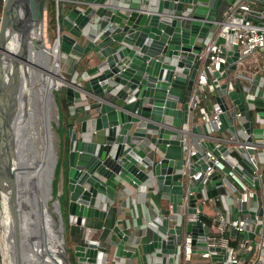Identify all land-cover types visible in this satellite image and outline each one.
Wrapping results in <instances>:
<instances>
[{"label":"water","instance_id":"obj_1","mask_svg":"<svg viewBox=\"0 0 264 264\" xmlns=\"http://www.w3.org/2000/svg\"><path fill=\"white\" fill-rule=\"evenodd\" d=\"M70 1L73 5L57 20V34L47 47L55 48L62 57L75 58L91 50L97 62L92 71L81 76L86 78L87 86L66 77L61 83L65 86V98L75 106L79 103L82 112L67 126L66 165L61 183L66 203L61 207L59 198L55 200L58 220L63 221V209L68 224L83 230L88 219L103 220L105 205L115 200V184L119 183L135 190L153 189L165 194L174 208L160 207L148 214L144 233L137 241L113 222L110 229L116 240L109 242L113 245V256L133 258L136 250L149 258L169 255L183 231L190 233L192 245H205L201 188L208 193L221 186L222 172L201 181L193 180L190 174L205 167V149L218 155L227 143L242 139L237 122L245 133V141H250L253 134L264 133V125L253 123L256 115L264 117V61L262 72L255 78L256 94L254 89L245 92L236 88L228 80L227 70L236 68L238 50L234 45L232 49L225 48L221 44L224 38L219 34L215 43L219 44L220 55L225 57L226 68L220 74L213 72L218 79L214 100L221 108L217 130L227 132L228 138L214 147L218 136L208 134L199 123L191 124L187 130L180 128L187 116L184 92L191 89L199 64L195 54L231 0ZM45 11L40 0H2L0 11V242L2 247L1 235L5 214H8L13 264H26L23 245L27 244L31 251V244L39 240L38 232L33 231L27 219L18 157L21 129L14 130L13 123L18 113V99L23 97V104L27 101L21 92L20 71L23 72L29 61L28 49L46 45L40 36L33 34L36 30L47 34ZM60 24L65 29L61 32ZM81 35L86 37V44L77 40ZM13 40L15 49L9 47ZM255 102L263 105L251 117ZM232 109L239 112L241 121L232 120L229 114ZM201 111L208 118V113ZM209 126L211 130L215 128L211 122ZM186 142L195 151L190 154L191 162L183 174L182 145ZM247 152L252 149L248 148ZM232 169L238 176L244 174L246 183L259 188L258 180H252L249 162L244 161L242 168ZM222 170L225 172L227 168ZM51 180L50 176V189ZM261 189L264 191V184ZM185 194L188 218L179 223ZM230 209L233 217V205ZM240 212L248 213L251 218L254 215V211L244 207ZM257 213L261 214V208ZM229 231L237 238L252 239L253 236L252 230H238L234 226ZM61 237L62 264H69L62 230ZM128 241L134 242L130 248L125 244ZM101 247L108 246L88 237L84 231L82 243L73 250L76 264H102L106 252ZM208 248L223 251L218 246ZM225 257V252L210 255L220 264H232Z\"/></svg>","mask_w":264,"mask_h":264},{"label":"built area","instance_id":"obj_2","mask_svg":"<svg viewBox=\"0 0 264 264\" xmlns=\"http://www.w3.org/2000/svg\"><path fill=\"white\" fill-rule=\"evenodd\" d=\"M57 20L56 11V27ZM218 34L223 36L224 41L221 44L225 48L232 49L234 45L238 50L236 68L232 70L231 75L227 70L228 80L238 89L245 92L254 89V94L257 93V86L254 85L250 89L246 83H235L234 81L242 77L236 70L239 64H244L247 57L258 50L263 51L264 56V2L258 0H231L220 21L213 26L207 37L202 40L201 47L195 54V57L199 58V64L186 98L187 116L186 120L180 124V128L183 130H187L193 123H199L210 135L217 130L219 124L218 113L221 112L219 104L215 100L212 101L210 111L207 112L208 118L205 117L203 111L199 110V107L203 99L209 98L210 95L215 93V84L218 79L213 72L218 71V74H220L226 68L225 57L220 55L219 44L215 43ZM221 64L223 65L221 66ZM82 75L86 76L87 71H83ZM70 107L74 112L75 104L70 105ZM196 118L199 119V122H195ZM231 118L236 122L242 120V116L236 109L231 112ZM209 122L215 126L213 130H211ZM253 123L264 125V117L256 115ZM238 134L242 139L230 141L226 144V149L219 152L218 155L205 149L207 157V160H204L205 167L196 169L190 174L193 180L201 181L202 179L208 180L215 172H222L221 186H219L222 187V191L215 195H209L204 187L201 188V200L208 201L216 206L214 211L208 215L210 222L206 224L203 221L202 223L205 245H192L190 233L183 231L174 251L169 255L161 256L160 264H165L168 260L172 264H220L219 261L210 258L211 254L218 252H225V260L232 264H264V191L261 189V184H264V133L253 134L250 141H245V133L241 127H238ZM227 138L218 136L214 141V147H217L221 141H225ZM248 148H251L252 152H247ZM194 151L195 147L192 144L186 142L182 145L183 174H186L185 166L191 162L190 154ZM233 151H236L238 156L233 155ZM244 161L251 164L252 180H258V189L243 180L244 174L238 176L233 171L234 166L244 167ZM225 167L227 171L223 172L222 169ZM224 182L231 184V188L227 185L224 186ZM235 189L237 190V196H235V200H232L230 192ZM257 190L260 191V194ZM227 198L237 204V216L234 215V209L233 217L231 216ZM218 200L221 204H217ZM187 204L188 198L185 194L180 205L179 223L188 218L185 214ZM242 207L254 211L253 217L251 218L248 213H241ZM259 208H261V214L257 213ZM182 215H184V218L181 220ZM231 226L238 230H252V239L235 237L229 231ZM232 238L236 239L235 243L231 242ZM209 246H218L223 248V251L209 249Z\"/></svg>","mask_w":264,"mask_h":264},{"label":"bare ground","instance_id":"obj_3","mask_svg":"<svg viewBox=\"0 0 264 264\" xmlns=\"http://www.w3.org/2000/svg\"><path fill=\"white\" fill-rule=\"evenodd\" d=\"M33 34L39 36V31L36 30ZM44 36L46 37L45 33ZM15 44L16 41L13 40L9 47L15 49ZM53 49L57 52L55 48ZM28 53L29 61L26 62L23 72L20 71L21 92L27 101L23 104V97L18 99V113L13 129H21L18 157L21 161L20 175L24 182V202L28 212L27 219L29 224H32L33 231L38 232L39 240L31 244V251L27 244L23 246L27 254L26 264H62L61 226L53 212V210L57 212L58 205L56 201L51 207L48 205L51 196L49 179L56 158L49 137L48 109L49 97L56 84H51V78L64 82V76L52 70V57L48 60L49 68L42 64L40 47L30 46ZM83 99L81 97V100ZM5 215L1 235L2 253L6 257L4 264H13L9 250L12 244L10 217L8 214Z\"/></svg>","mask_w":264,"mask_h":264},{"label":"crops","instance_id":"obj_4","mask_svg":"<svg viewBox=\"0 0 264 264\" xmlns=\"http://www.w3.org/2000/svg\"><path fill=\"white\" fill-rule=\"evenodd\" d=\"M227 7L222 10L221 15L224 13ZM262 53L263 51L261 50L255 51L251 56L246 58L244 64H239L237 66L236 71H238L242 75V77L236 79L237 81H234L235 83L244 82L249 85L250 89L254 87L256 75L261 71L260 68L264 61V56ZM75 59L76 58L72 60V64L75 62ZM96 62L97 58L95 59L89 56L88 59H86V66H83L81 68V71H92L93 66ZM229 73L231 75L232 70H229ZM188 94V91L184 92V100H186ZM213 100L214 99L211 98L203 99L200 104L199 110L201 111L203 109L204 111L209 112ZM180 105L181 102H178V106ZM229 112L231 117V111ZM195 122H199V119L196 118ZM211 134L216 136L228 137V133L225 131L220 132L219 130H216ZM61 176L59 181H61ZM230 182L232 183V181ZM225 185L231 188V184H229L228 182H224V186ZM115 187L117 188V196L115 200L105 205L106 215L103 220L97 218L88 219L86 230H83V228L80 226L69 224V230L67 229L66 237L70 242L72 249L74 250L75 248H79V244L82 243V233H84L85 231L88 237L97 238L99 239L100 244L108 246L101 247L106 252V256L103 257L102 264H160V261L162 259L161 256L163 255H155L152 256V258L150 256L149 258L148 255L145 257L144 255L139 254L140 250H136V256L133 258L125 256L116 258L115 256H113V245L109 242H113V240H116V237L111 231L110 226L113 222H117L126 233L130 234L132 237H135V240L137 241L139 236L144 233L143 228L146 225L148 214L151 215L160 207H169V209H171V207L174 208V206H171V204L168 203L165 194L159 193L153 189L135 190L128 185L122 186L119 183H116ZM230 196L232 197V200H235L234 198L235 196H237V190H232V192H230ZM227 201L229 207L233 205L234 215L237 216V204L231 202V199L228 198ZM217 204H221L219 200L217 201ZM213 205L214 204L205 201L202 207V213L210 215L216 208V206ZM183 218L184 215H182L181 220ZM125 244L128 248H130L131 246H133L134 242L128 241ZM165 264L172 263L168 260Z\"/></svg>","mask_w":264,"mask_h":264},{"label":"rangeland","instance_id":"obj_5","mask_svg":"<svg viewBox=\"0 0 264 264\" xmlns=\"http://www.w3.org/2000/svg\"><path fill=\"white\" fill-rule=\"evenodd\" d=\"M46 7L47 9V13H45V21H46V37L44 36V32L42 30L39 31V36L41 37V39L44 41L43 45L44 46H40V56H41V62L42 64L46 67L49 68V58L52 57V61H53V66H52V70L58 72L59 75L64 76L66 78H73V80H75L76 82H81V84L83 86H87V80L86 78H82L84 77L82 75V71L81 68L83 66H86V59H88L89 56H91L92 58L96 59V56L94 55L93 51H88L87 53L83 54L82 56L78 57L75 59V62L72 64V60L75 58V56H64L62 57L61 54L59 55L57 52H55L54 49H51V51L48 49V47H50L51 43L53 42V39L55 37V35L57 34V27L55 24V27L53 25V23H50V11H49V0H40V5L41 6ZM59 11L60 13H62V11L64 10V2L61 1L59 4ZM56 21V20H55ZM59 27V25H58ZM62 30H65L63 27H61ZM77 40L81 43V44H86L87 39L85 36L81 35L77 38ZM48 46V47H47ZM42 47V48H41ZM72 64V65H71ZM75 66V68H77V70H74V68L72 67ZM77 72V73H76ZM262 72V70L260 71V73ZM82 76V77H81ZM52 83L51 84H55L53 90H52V94L49 97V109H48V119H49V123H50V133H49V137H50V141H51V145L53 150L55 151L56 154V160H55V166L53 168V173L51 175V189H50V198L48 199V205L51 207L52 203L56 200V198L61 199L62 194H61V183H62V178L61 181H59L61 173L62 176H64V171H65V144L67 143L66 137H67V130H65L62 126H57L58 121V113L60 114V116H64V113L61 111H59L58 108V101H60V98H62L64 95V89L65 86L63 84H61L62 82L60 80H57L55 78H51ZM55 98H57V104L55 102ZM69 101V100H68ZM83 102L85 101L84 99L82 100ZM70 105H72V102L69 101V104L67 105V114L65 115V118H67L68 120L72 119L73 115H75L72 110ZM80 105L79 103L75 106L74 111H76V113H80L82 112V107L78 106ZM255 107L252 108L251 110V117L254 114L255 110H259L261 108V106L263 105L262 103L259 102H255L254 103ZM62 113V114H61ZM230 113V112H229ZM57 116V117H56ZM75 118V117H74ZM73 118V120H74ZM237 126L239 127V123L237 122ZM53 181V182H52ZM53 184V187H52ZM259 190H257L258 192ZM259 193V192H258ZM54 214L56 215V217L58 218L59 213L56 212L55 210H53ZM59 225L61 226V230L64 234V244L65 247L68 248V241H67V229L69 230V224L66 221V223L64 221H60L59 220ZM68 252V250H67ZM69 256V254H68ZM220 263V262H219ZM0 264H4V257H3V253H2V247H1V242H0ZM70 264V261H69Z\"/></svg>","mask_w":264,"mask_h":264},{"label":"trees","instance_id":"obj_6","mask_svg":"<svg viewBox=\"0 0 264 264\" xmlns=\"http://www.w3.org/2000/svg\"><path fill=\"white\" fill-rule=\"evenodd\" d=\"M63 1L64 2V10L62 11V13H60L59 11V4L60 2ZM50 4H49V11H50V23H53L54 27H55V24H56V11H57V19L60 21V18L62 16V14L64 12H66L72 5H73V2H71L70 0H49ZM1 5H2V0H0V11H1ZM46 13H47V9H46ZM61 24L59 25V30L60 32L63 31L61 29ZM82 56V55H81ZM74 69L77 70V68H75L74 66ZM209 98L211 99H214V94L210 95ZM55 102L57 101V98H55ZM57 104V102H56ZM69 104V101L65 98V96H63L62 98H60V101H58V108H59V111L61 109V111L64 113V116H60V114L58 113V123H57V126H62L65 130H67V126L69 124H71L73 122V118L75 117L76 114V111H74L75 115H73L72 119L68 120L67 118H65V115L67 114V105ZM62 114V113H61ZM67 138V137H66ZM233 155H237L238 156V153L236 151H233L232 152ZM53 182V181H52ZM52 187H53V184H52ZM220 191H222V187H216V188H213L211 190L208 191V194L209 195H215L217 193H219ZM62 197L63 199H59L60 203H61V207L64 206V204L66 203V193H63L62 194ZM205 201H202V207H203V204H204ZM63 221L66 223L67 219H66V215L64 213V209H63ZM201 218L202 220L208 224L210 222V217L204 213H202L201 215ZM68 241V239H67ZM231 242L232 243H235L236 242V239L235 238H232L231 239ZM68 254H69V261H70V264H76V258L73 254V249L71 247V244L70 242L68 241Z\"/></svg>","mask_w":264,"mask_h":264}]
</instances>
